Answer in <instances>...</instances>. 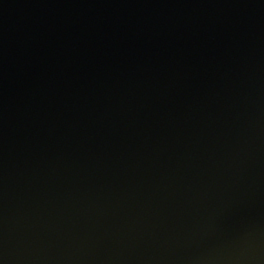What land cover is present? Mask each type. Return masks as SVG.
<instances>
[{
    "label": "water",
    "instance_id": "water-1",
    "mask_svg": "<svg viewBox=\"0 0 264 264\" xmlns=\"http://www.w3.org/2000/svg\"><path fill=\"white\" fill-rule=\"evenodd\" d=\"M0 264H264V0H0Z\"/></svg>",
    "mask_w": 264,
    "mask_h": 264
}]
</instances>
